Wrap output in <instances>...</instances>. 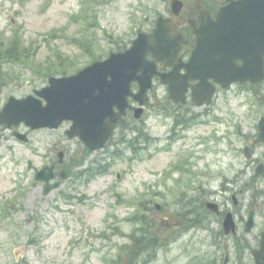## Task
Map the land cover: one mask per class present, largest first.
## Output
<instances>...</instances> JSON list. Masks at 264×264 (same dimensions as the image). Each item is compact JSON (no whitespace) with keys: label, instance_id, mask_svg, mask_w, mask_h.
I'll return each instance as SVG.
<instances>
[{"label":"rangeland","instance_id":"374dc122","mask_svg":"<svg viewBox=\"0 0 264 264\" xmlns=\"http://www.w3.org/2000/svg\"><path fill=\"white\" fill-rule=\"evenodd\" d=\"M185 1L187 9L196 8V0ZM170 5L171 0H0V109L11 96L45 87L49 75L75 74L129 46L157 17L169 15ZM242 90L218 93L209 120L177 141L176 102L162 94L151 96L139 118L127 115L114 143L94 152L66 136L68 123L36 131L0 125V264H115L118 258L116 264H132L126 246L146 213L155 233L175 235L168 224L191 204L186 199L194 195L195 179L209 180V191H222L226 165L243 164L236 150L240 135L264 115V94L260 86ZM127 125L140 134L126 132ZM136 136L146 150H139L138 140L135 151L128 147ZM51 163L67 177L55 179L59 186L45 195L35 175ZM80 170L86 174L81 181ZM9 206L16 209L6 212ZM179 237L159 248L154 264H200L202 246L205 258L211 257L207 236Z\"/></svg>","mask_w":264,"mask_h":264},{"label":"water","instance_id":"95a60500","mask_svg":"<svg viewBox=\"0 0 264 264\" xmlns=\"http://www.w3.org/2000/svg\"><path fill=\"white\" fill-rule=\"evenodd\" d=\"M200 20L201 25L195 27L197 46L185 64L187 73L181 74L180 65L169 74L159 73L156 68V60L167 61L176 57L181 46L169 32L173 27L170 19L160 17L155 32L150 36L141 34L126 51L113 52L106 60L92 63L76 75L52 77L48 86L35 90L36 96L23 99L11 96L0 114V124L11 128L25 123L36 130L58 128L62 122L72 120L67 135L78 136L94 150L104 147L113 125L130 106V96L142 105L148 103L152 78L157 74H161L162 80L170 85L171 97L180 101L185 98L187 86L184 82L200 79L198 87L201 92L194 94L200 104L212 101L215 89L209 78L224 87L232 81L263 79L264 0H229L215 20L208 13ZM149 52L157 59L149 60ZM240 58L243 63L237 66L235 60ZM137 81L140 89L134 93L131 87ZM142 111L143 107H138L137 118ZM261 127L264 139V127ZM15 134L27 140L26 134ZM53 169L44 168L36 175L37 179L47 182L46 194L57 185L50 183L54 177ZM261 252L256 253L258 264H264L260 259H264Z\"/></svg>","mask_w":264,"mask_h":264},{"label":"flooded vegetation","instance_id":"af4514ba","mask_svg":"<svg viewBox=\"0 0 264 264\" xmlns=\"http://www.w3.org/2000/svg\"><path fill=\"white\" fill-rule=\"evenodd\" d=\"M189 1L183 0V10L180 16H174L172 10L169 8L168 17H172L175 22V29L173 33L182 34L185 41H182L181 49L178 53L179 58L176 63L187 62L191 58V53L196 46V33L194 32V24L191 21L196 18L197 25L199 24L198 18L203 14V10H208L213 18L217 15L218 11L227 3V0H196V8L187 9ZM154 27H150L147 31L151 32ZM151 58H154L151 54ZM238 64L241 60H237ZM174 65H167L164 62H159L157 68L162 73L171 72ZM183 71L186 69L182 68ZM153 88L150 90V94L160 96L165 95L170 97L171 91H169L168 85L164 84L160 76H156L154 79ZM212 81V80H211ZM199 82V79L188 81L187 85V99L181 103L175 105V121L173 124L174 139L182 140L185 137V133L193 130L197 125L206 123L209 120L211 105L200 106L197 102L192 101L193 86ZM239 87L242 92H250L255 87H261L264 94V80L261 82H241L229 85L227 88H222L219 84L216 85V93L223 90H229L232 87ZM139 88L138 83L133 84V90L136 92ZM214 98V99H215ZM135 108H130L127 111V115H134ZM135 116V115H134ZM133 119V118H132ZM264 119V115L256 122L250 129L243 130L240 135V145L238 147L235 142H232L233 147H238L237 151H240L242 157H244L243 164L241 166H227L228 169L222 177V183L226 184V189L222 191L208 190L210 187L209 180L195 179L196 190L193 191L194 195L190 199H186V203L191 204L184 205L182 211L178 213V220L175 224H168L167 229H171L173 233L178 235L179 238H200L202 235L206 237L210 244V250L212 255L209 258H205L204 247L202 246L198 251V262L200 264H258L256 253L261 252L264 256V140L261 139L260 120ZM124 126V121L121 122V127ZM125 131H132L136 134H140L141 130L135 131V128L128 126ZM145 133H142V136ZM136 140L140 143L139 150H146V143L142 141V138L135 137V140H131L132 144L129 146L133 148L136 146ZM111 139L108 143L110 144ZM114 143V141H113ZM243 143V147H242ZM241 149V150H240ZM55 167V174L59 170L57 163H51ZM202 173L199 175L201 176ZM57 177V178H58ZM206 181V182H205ZM212 182V181H211ZM205 184H208L205 185ZM213 184V182H212ZM208 191L210 193L209 198L204 197L203 193ZM218 193V196H217ZM146 207V206H145ZM150 208L149 206H147ZM146 207V209H147ZM148 213L143 214L141 219L136 224V228L132 234L131 241L135 243H147L149 239L154 237V230L150 224ZM166 217L165 219H169ZM174 218V217H173ZM259 218V220H258ZM177 219V218H176ZM227 226L225 225V220ZM153 221V220H151ZM172 226V228H171ZM178 231V232H177ZM168 238L172 236L169 232ZM223 250L225 256L219 254ZM156 251L155 253H158ZM160 253V252H159ZM154 253L150 250L136 251L130 256L133 257L135 262L133 264H154L158 262L159 256L154 257ZM158 256V257H157ZM137 259V261H136ZM264 261L263 257L260 258Z\"/></svg>","mask_w":264,"mask_h":264},{"label":"trees","instance_id":"16d2710c","mask_svg":"<svg viewBox=\"0 0 264 264\" xmlns=\"http://www.w3.org/2000/svg\"><path fill=\"white\" fill-rule=\"evenodd\" d=\"M24 55L26 56L27 54H24ZM8 56H9L10 59L17 58V56H15V57H14V56H11L10 53H9ZM49 76H52V75H49ZM49 76H48V77H49ZM10 209H16V207L13 208V206H12V207L9 206V207L7 208V210H6V212H7L8 210H10ZM127 244H128V245L126 246V250H125V252H126V253H130V254H133V252H135V251H136L137 249H139V248H144L143 251H144V250H148V249L150 248V246L148 245V242H147V243H142V242H139V243H135V242H134V243H133V242H131V243H127ZM145 246H146V247H145ZM139 250H140V249H139ZM116 262H119V261H115V263H116ZM130 262L133 263V260H131Z\"/></svg>","mask_w":264,"mask_h":264}]
</instances>
